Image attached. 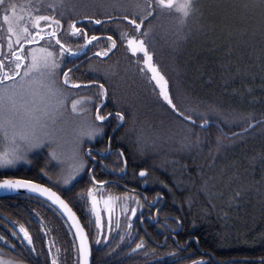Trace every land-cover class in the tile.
Returning a JSON list of instances; mask_svg holds the SVG:
<instances>
[{
    "label": "trees",
    "instance_id": "obj_1",
    "mask_svg": "<svg viewBox=\"0 0 264 264\" xmlns=\"http://www.w3.org/2000/svg\"><path fill=\"white\" fill-rule=\"evenodd\" d=\"M12 2L21 6L17 12L24 15L26 12L20 11L22 6L37 0ZM38 2L42 5L39 14H54L61 19L63 27L57 35H62L69 21L75 19L78 27L88 28L89 35L99 38L94 46L77 53L78 58L70 57L65 68H76L74 78L99 79L105 84L109 96L101 106V115L111 113V116H107L103 125V135L84 145L101 153L96 161L88 163L91 173L87 171L62 185L59 181L62 171L54 167L56 161L49 160L45 148L34 150L26 161L0 168V179L14 177L47 185L61 195L75 214L76 204L89 201L87 190L98 189L93 187L96 183L91 175L105 181L102 189L107 188L113 195L128 194L119 185L134 189L144 184V196H164L166 214L174 215L183 226L182 240L191 238L190 245L198 243V248L185 259L179 258V264H193L201 258L203 264H261L264 260V123L260 122L251 131L247 129L252 120L264 121L261 60L264 36L258 20L244 22L216 8L232 0H197L198 11L180 32L165 25L163 29L156 28L154 40L148 42L154 61L170 79L174 97L179 94L181 106L206 114L227 135L239 133L228 138L210 124L207 129L197 128L200 133L197 144L194 136L189 138L191 142L184 139L187 128L158 102L150 73L140 63L143 54H132L122 42L121 32L130 31L126 23L120 28L109 25L105 31L103 22L95 25L80 21L81 15L103 20L105 9L94 5L110 0H64L66 8L60 6V0ZM51 4L57 7H49ZM2 14L0 9V23H3ZM2 31H6V26L0 29V34ZM108 36L115 39L116 47L107 57L96 55L110 46ZM66 42L73 48L83 43L79 39ZM140 67L145 71L138 70ZM62 76L63 73L61 79ZM95 91L81 89L79 94L91 96ZM91 108L96 113L95 107ZM117 112L124 113V122L117 120ZM136 134L147 136L143 139L148 144L146 150L140 147L143 144ZM142 168L147 169L144 179L138 176ZM20 225L32 235L38 257L26 242H20L23 235L19 232ZM14 232L18 235L13 236ZM0 236L7 237L15 246L13 249L0 240V250L7 253L4 260L51 264V255H56L60 264L76 263L77 247L68 226L49 204L37 198L26 195L0 198ZM96 263L93 259L92 264Z\"/></svg>",
    "mask_w": 264,
    "mask_h": 264
},
{
    "label": "snow or ice",
    "instance_id": "obj_2",
    "mask_svg": "<svg viewBox=\"0 0 264 264\" xmlns=\"http://www.w3.org/2000/svg\"><path fill=\"white\" fill-rule=\"evenodd\" d=\"M60 6L68 7L64 0H60ZM94 6L105 9L103 20L93 15H81L80 21H88L95 25H101L103 22L106 26L105 31L109 25L114 24L120 28L126 23L130 31L121 32L122 42L127 44L133 54H143L140 63L146 66L147 72L150 73V82H154L153 91L157 93L158 102L175 116L180 125L187 128L184 139L189 140L194 136L198 144L200 133L197 128L202 130L208 127L210 120L206 118V114L198 112L195 108L181 106L179 94L174 97L169 77L154 61L153 53L148 47V42L154 40L153 33L156 28L163 29L167 25L174 28L175 32H180L198 11L200 5L197 0H110V3ZM18 7L21 6L12 0H0V9L3 10V23H0V29L6 26L7 38V51H4L3 45L0 44V168L26 161L34 150L46 148L49 160L57 162L54 167L65 173L63 180L67 184L80 172L88 170L91 173L87 165L92 159L94 149H85L84 145L90 144L98 135H103V124L97 121L107 123V116H111V113L107 116L100 114L101 106L109 96L105 84L99 79L74 78L76 68H65L70 62V57L78 58L77 53L94 46V42L98 43L99 38L95 34L89 35L88 28L78 27V21L75 19L69 21L62 35H57L63 27L61 19L54 14H39L42 5L38 0L37 3L22 6V11L27 13L26 18L17 12ZM49 7L55 9L57 5L51 4ZM216 8L226 16L231 15L244 22L257 19L261 26V35L264 36V0H232L230 3L217 5ZM41 21L44 22L43 25ZM71 39H79L83 43L73 48L66 42ZM107 40L110 46L100 50L96 55L107 57L116 47V41L112 36H108ZM40 41H43V44H39ZM25 45L30 47L25 48ZM261 60L264 63V47L261 49ZM138 70L143 72L145 68L140 67ZM89 88L96 89L91 96L79 94L81 89ZM112 96L115 97V91ZM91 106L96 109L94 120L88 115L92 110ZM75 116H80L84 123L77 129L69 130V118ZM116 118L119 122H124V113L117 112ZM255 123L256 121L252 120L248 127L251 128ZM119 155L122 156L123 153ZM123 163L126 165L127 161L124 160ZM123 171L121 168V172ZM146 173L147 169L142 168L139 174L145 177ZM91 179L98 185L106 183L96 180L95 175H91ZM0 188L7 190L29 188L42 193L59 205V208L67 213L79 237L76 264H89L91 248L83 227L75 212L56 192L32 180L15 178L0 179ZM93 191L94 188L87 190L88 197L91 198L93 211L97 212L96 224L99 229H103L104 225L101 223L97 208V197L93 195ZM235 195L238 197L240 193L237 192ZM121 199H125V203L127 200L139 202V197H128L126 193L122 196L104 197V206L109 214L107 222L109 231L113 224L114 206ZM123 210L130 211L132 216H135L137 211L135 207H126ZM115 223L119 227V221ZM127 226L129 229L127 235L131 238L133 225L129 222ZM19 232L23 234L19 237L20 242H26L29 250L38 257L39 253L34 247L33 237L28 229L20 225ZM12 235L18 234L14 232ZM102 239L107 240L108 237L103 236ZM0 240L14 249L15 246L11 245L7 237L0 236ZM96 242L100 243V239ZM144 246L145 242L141 237L133 251ZM51 252L50 247L48 253L51 255ZM6 255L7 253L0 250V264H19L15 260H4L3 257ZM51 264H60L56 255H51ZM193 264H203L202 258L193 261ZM261 264H264V260Z\"/></svg>",
    "mask_w": 264,
    "mask_h": 264
},
{
    "label": "flooded vegetation",
    "instance_id": "obj_3",
    "mask_svg": "<svg viewBox=\"0 0 264 264\" xmlns=\"http://www.w3.org/2000/svg\"><path fill=\"white\" fill-rule=\"evenodd\" d=\"M91 112L93 113L94 120L96 114L94 113L95 110H91ZM98 122L99 121H97V123ZM103 125H105V123H103ZM88 148L94 149L91 146L85 149ZM100 154L101 153H98L94 149L91 160L94 159V161H96V157H100ZM112 185L116 186V184ZM144 186V184H141L139 186L136 185L134 189H129L124 185H119L120 190L127 191L128 197H139V202L127 200V203H125V199L116 202L112 213L113 224L110 231L107 223L109 214L104 206V197L108 195H122L111 194L107 188L102 189V187H104L103 185H93V187L98 188L94 189L93 195L97 197V208L100 212L101 223L104 225L103 229H99L96 224L97 212L92 209L90 197L89 201L76 204V215L84 228L86 236H88L89 245L91 247V264L93 263V259L98 262L96 264H179V258H181V260L185 259L188 253H192L193 249L198 248L197 242H194V245H190L192 242L191 238H188L186 242L182 240V238H184L183 226L177 221L174 215L166 214V199L164 196L161 194L144 196V192L142 191ZM126 207H135L137 209L136 215L132 216L130 211L123 210ZM117 220L119 221V227H117L115 223ZM129 222L133 225L131 229V238L127 235L129 231L127 225ZM103 236L108 237V239H102ZM121 237H123V239H121ZM141 237L144 239L145 246L142 249L133 251L136 244L140 242ZM97 239H100V243L96 242ZM75 259L77 262V253Z\"/></svg>",
    "mask_w": 264,
    "mask_h": 264
},
{
    "label": "water",
    "instance_id": "obj_4",
    "mask_svg": "<svg viewBox=\"0 0 264 264\" xmlns=\"http://www.w3.org/2000/svg\"><path fill=\"white\" fill-rule=\"evenodd\" d=\"M260 122L264 123V121H256V123L251 127V128H247L248 131H251L254 129L255 126H257ZM210 124L214 125L217 130H219L220 132H222V134L228 138H232L233 136H235L236 134H239V133H233L232 135H227L223 130L222 128L219 127V125L215 124V123H212L210 122ZM209 124V125H210ZM209 127V126H208ZM208 127L204 128V129H207ZM140 173V172H139ZM139 175V178L143 179L144 177H141L140 174ZM11 178H14V177H11ZM10 178V179H11ZM1 179H4V178H1ZM15 179H19V178H15ZM26 180V179H25ZM35 182V181H34ZM36 184H41L39 182H35ZM44 185V184H43ZM46 187H48L47 185H45ZM50 188V187H49ZM53 191V190H52ZM55 192V191H53ZM60 197L61 195L59 193H57ZM15 195H26V196H29V197H32V198H37L38 200L44 202L45 204H49L54 210L55 212H57V214L61 215V217L63 218V220L65 221L66 225L70 228L71 230V233H72V236L74 237V241H75V245L76 247L78 248L79 247V237L76 235V228L74 226H72V221L68 219V216H67V213H65L63 211V209H60L59 208V205H56L55 202L53 200H51L49 197H46L44 196L42 193H38V192H35L29 188H19V189H14V190H7V189H3V188H0V198L1 197H4V196H15ZM62 198V197H61ZM63 199V198H62ZM64 200V199H63ZM69 205V204H68ZM70 207V206H69ZM71 208V207H70ZM73 211V210H72ZM77 217V215H76ZM78 219V217H77ZM79 221V219H78ZM80 223V222H79ZM81 225V223H80ZM82 226V225H81ZM83 227V226H82ZM84 230V228H83ZM85 233V231H84ZM86 234V233H85ZM88 238V236H87ZM89 242V240H88ZM91 248V247H90ZM92 262V258H91V254H90V257H89V264H91Z\"/></svg>",
    "mask_w": 264,
    "mask_h": 264
},
{
    "label": "rangeland",
    "instance_id": "obj_5",
    "mask_svg": "<svg viewBox=\"0 0 264 264\" xmlns=\"http://www.w3.org/2000/svg\"><path fill=\"white\" fill-rule=\"evenodd\" d=\"M20 11H22V9H20ZM19 14H21V13H19ZM22 15V14H21ZM23 16H25V18H26V16H27V13H25ZM43 21H41V24L43 25ZM3 33H1L0 34V37H2L3 39H1L0 41H1V44L3 45V50L4 51H7V38H6V31H2ZM28 47H30L29 45H28ZM28 47H26V48H28ZM130 51V50H129ZM131 52V51H130ZM132 53V52H131ZM133 54V53H132ZM117 80V79H116ZM89 115H90V117L93 119V113H89ZM69 120H70V126H69V130H71V129H77V128H79L80 126H81V124L82 123H84V121L81 119V117H78V116H75V117H70L69 118ZM99 123V122H98ZM104 123V122H103ZM99 136V135H98ZM97 136V137H98ZM135 137L136 138H138V140L139 141H141L142 142V146H140V147H142V149H144L145 148V150H146V148H148V144L143 140V139H145L147 136L145 135V134H143V135H139V134H136L135 135ZM93 142V141H92ZM86 148V147H85ZM57 163V162H56ZM94 166V165H93ZM90 168H92V167H90ZM61 170V169H60ZM88 170H85V171H83V172H80V173H78L74 178H77L79 175H82L83 173H85V172H87ZM64 172H62V179H60L59 181H60V183H62V185L63 184H65L64 183V180H63V176H64ZM70 182V181H69Z\"/></svg>",
    "mask_w": 264,
    "mask_h": 264
}]
</instances>
